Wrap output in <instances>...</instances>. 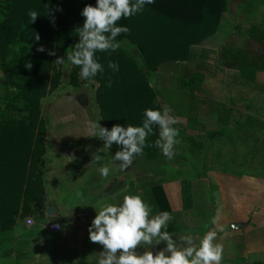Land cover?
Instances as JSON below:
<instances>
[{
	"label": "trees",
	"instance_id": "trees-1",
	"mask_svg": "<svg viewBox=\"0 0 264 264\" xmlns=\"http://www.w3.org/2000/svg\"><path fill=\"white\" fill-rule=\"evenodd\" d=\"M87 4L95 6L96 0H0V71L3 74L0 86L4 91L0 109V247L5 241L21 243L20 238L10 236L18 216L44 213L42 168L45 165L46 120L41 116V101L47 93L61 86L62 66L54 61L57 57H66V52L74 49L79 40L76 29L83 25L85 18L81 12ZM227 7L228 0H155L142 12L117 22L118 26H126L130 31L117 37L118 50L96 53V59L104 66L102 73L82 79L80 68L71 65L68 84L72 87L85 86L89 82L94 85L98 114L108 129L115 124L142 126L146 109L164 111L167 106L181 117L187 111L186 107L181 109V103L186 105L194 98L204 75L193 72L181 81L178 90L166 87L155 90L148 76L164 64L187 61L192 46L217 32ZM32 11L38 13L34 22L29 17ZM246 33L247 38L240 46L229 38L218 48L220 66L264 69V25L252 24ZM40 46L45 51H38ZM49 51L55 55H49ZM109 61L117 64L119 71L110 69ZM28 64L31 67H27ZM110 79L112 86L108 87ZM174 127L179 129L180 143L175 146L172 159L166 158L155 146H146L144 154L136 156L124 173L152 171L159 176L166 166L185 161L191 164L198 177L206 174L209 147L225 136V132L210 129L190 134L178 121ZM153 131L147 139L149 145H154L159 138L158 126H153ZM119 149V145L113 144L108 152L114 156ZM145 178H139V183L144 179L141 186L130 181L116 204L122 203L125 195L134 194L154 206L153 215L168 211L173 220L167 230L174 238L181 227L179 221L191 212L201 189L197 182H177L178 209L174 212L170 190L159 181ZM203 200L198 207L201 210L206 207ZM86 247L91 251H103L97 243L90 242Z\"/></svg>",
	"mask_w": 264,
	"mask_h": 264
},
{
	"label": "rangeland",
	"instance_id": "rangeland-1",
	"mask_svg": "<svg viewBox=\"0 0 264 264\" xmlns=\"http://www.w3.org/2000/svg\"><path fill=\"white\" fill-rule=\"evenodd\" d=\"M228 25L232 26L228 21L225 29L224 26L220 29V32H222L221 35L212 36L205 39L200 44L192 46L190 51L191 55H189L187 61L170 62L159 67L156 72H151L148 76V80L153 88L155 90L161 87L178 88L182 80L190 77L192 72L199 70L211 80L205 83L206 89L203 90V95H207L208 99L214 100V96L211 97L212 88L214 87L213 79L216 76L214 71L216 69L217 71H221L216 60L215 51L220 43L219 36L224 39V42H222L219 47L229 39L227 35ZM233 28L235 30V35H233L234 33L231 34L232 39H234L233 36L240 38L244 35L245 27L241 24ZM202 54L204 55L203 58ZM70 66V63L67 67L62 66L63 74L61 77V87L55 92L47 93L41 101V116L46 120V126H58L60 122L61 125L59 126H64L63 123L66 124L65 126H68V124L72 126H88L90 122L97 120V122L103 126L95 103L94 85L87 82V85L81 87L70 86L68 84ZM243 68L239 70L244 71ZM0 73L2 72L0 71ZM221 76L219 75V77ZM216 86L218 87L217 95L221 94L225 99H219L218 101L221 102V104L228 105V96L224 93L223 85L215 84V89ZM186 93L188 94V90H186ZM3 96L4 91L0 86V109L3 106L1 102ZM199 101L201 103L197 100H193L191 101V105L203 120L201 121L199 118L200 122L198 125L204 126V117L208 116L206 114L209 112H214L219 107V102L217 104L207 100L204 102L205 97H203L202 101ZM216 106L218 107L216 108ZM184 107L187 108L186 105L181 103V109ZM165 110H168L167 107H165ZM177 121L180 123V120ZM89 144V148L88 146H83L79 149H74L76 156L75 159H71L72 164V161H74V165L72 166L74 170L68 172V174L67 170H64V168L61 170V164H59L57 160L53 158L52 153H50L45 166H43L45 178L43 182L45 180V201H47V208L45 207L43 215L35 213L28 216L17 217L16 225L10 233V236L20 238L21 243L17 245L11 241H5L0 247V264H58L62 260L59 258L53 260L50 258L51 255H45V253L51 251L74 250L76 248H82L86 252H92L86 245L91 242L88 229L97 211L101 210L105 204H116L121 196L120 194L128 189L130 181H133L137 186L143 185L144 179H141L142 181L140 180L139 183V178L141 177H146L145 179L149 178V180L152 181H159L163 185L172 186L169 188L170 192H168L170 195H173L170 199V204L174 212L178 209L177 192H175V184L177 182L187 180L194 184L193 181H196L198 184L197 186L200 187L201 192L198 197L195 196L196 199L194 200L195 205L193 209L187 216L184 215L181 218L182 220L179 221L181 227L174 237V240L180 242V236L192 235L194 237L200 235L199 232L202 226L205 228L211 219H213V212L209 210V206L214 207L216 205L217 207L219 203L217 202L216 194L219 191L220 193L222 191L224 192L223 183L219 181L220 178H218L217 175L221 174L220 171H217L220 165L215 161L214 154L215 150L218 148L224 149L223 144H212V147H209L206 162L209 168L206 169V174L198 178L196 173L192 170L191 165L183 161L166 166L159 176L153 174L152 171H146L141 174L135 172L127 174L125 172V174L124 171L120 170L119 162L114 161L113 156L110 153L106 154L105 150L99 153L103 157L100 163H91L92 154L101 149L103 145L101 140L97 137H93ZM49 148L52 150L50 142ZM103 165H107L110 169L109 175L104 178L98 171V168ZM80 166L87 168L82 178H78L76 182L74 171L76 172ZM226 169L225 167L222 170L226 171ZM95 171L99 174L95 173ZM255 171L258 173L260 172L259 170ZM79 172L80 171H77L76 174L79 175ZM207 173L209 175L208 177ZM79 176H81V174ZM213 181L216 182L215 185H213ZM98 186H100L99 189H97ZM78 192L82 193V196H78ZM201 194L204 195V200ZM225 197L227 198V196ZM226 198L225 202L220 203L223 207L225 206ZM202 200L205 202V205H207L203 210L198 208ZM254 209H258V206ZM244 220L245 219H243V221ZM49 224H53L54 227L52 228H58V231H56V233L48 231L47 225ZM196 225H198L197 228H191V226L193 227ZM227 230L230 231L228 226ZM177 244L179 245L180 243ZM19 247H24L21 252L16 251ZM164 247H166V244L161 242L159 245L153 246L152 248L150 246H145L141 249L159 251Z\"/></svg>",
	"mask_w": 264,
	"mask_h": 264
},
{
	"label": "crops",
	"instance_id": "crops-1",
	"mask_svg": "<svg viewBox=\"0 0 264 264\" xmlns=\"http://www.w3.org/2000/svg\"><path fill=\"white\" fill-rule=\"evenodd\" d=\"M228 21L232 25H228V38H231L233 33L235 35L234 26L241 24L245 27L243 36L240 38L233 36L235 44L240 46L247 38L246 29L250 25H264V0H228L227 11L223 14L219 28L213 37L222 34L220 29L223 26L225 29ZM219 38L220 43L216 47L215 56L220 66L217 50L219 45L224 42V39L220 36ZM203 57L204 55L202 54ZM240 68H243L244 71H240ZM220 69L221 71H217V69L214 71L216 76L213 79L214 87L211 92V97L214 96V100H210L207 95H203V90L206 89L205 83L211 80L197 70L194 72L202 73L204 78L198 90L194 92V98L187 102V111L179 117L175 111L168 110L171 116L180 120V125L187 133H205L210 129L225 132V136H221L212 143L213 145L223 144L224 147V149L218 148L215 150L214 154L215 161L220 165L217 171H220L221 174L217 175L220 178L219 181L223 183L224 192L220 193L219 191L216 194L217 202L219 203L217 207L216 205H213L214 207L208 205L209 210L213 212V219L205 228L202 226L199 232L200 235L193 238L198 244L199 239L207 231L215 230L217 232L216 242L222 244L224 249L221 264H252L255 262L264 264V69L245 65H240L235 69H226L220 66ZM1 77H3L2 73H0ZM215 84L223 85L224 93L228 96V105L221 104L218 101L219 99H225L221 94L217 95L218 87L216 86L215 89ZM179 88L169 89L178 90ZM203 97H205L204 102L206 100L216 104L219 102V107L216 106L218 108L214 112L206 114L208 116L204 117V126H199L200 119L201 121L203 120L194 110L195 108L191 105V101L197 100L201 103L199 100L202 101ZM223 110L225 111L223 112ZM63 124L64 126H59L61 125L60 122L58 126H46L43 158L46 164L50 153H52L53 158L61 164V170L64 168L68 174V172L74 170L72 167L74 161H72L73 164L71 163V159H75L76 156L74 149H79L83 146H88L89 148V143L93 137H89L91 131L89 126H72L70 124L65 126L66 124ZM49 142L52 150L49 148ZM105 153L108 154V150H105ZM225 167L227 168L226 171L222 170ZM86 168L80 166L76 172L74 171L76 182L78 178H82ZM255 170L260 172L258 173ZM77 171H80L79 175L81 174V176L76 174ZM42 174L43 179H45L44 168H42ZM212 183L213 185L216 184L215 181ZM43 185L45 189V180ZM164 186L166 190L172 187ZM225 198L226 203L223 207L220 203L225 202ZM46 203L47 201H45V207ZM256 206H258V209H254ZM243 219L245 220L243 221ZM213 220L216 223L213 224ZM236 222L244 225L239 229L233 230L231 224ZM197 226H191V228H197ZM227 226L230 231L227 230ZM100 252H86L82 248H76L74 250L51 251L45 253V255H51L50 258L53 260L57 258L62 260L58 264H97Z\"/></svg>",
	"mask_w": 264,
	"mask_h": 264
},
{
	"label": "clouds",
	"instance_id": "clouds-1",
	"mask_svg": "<svg viewBox=\"0 0 264 264\" xmlns=\"http://www.w3.org/2000/svg\"><path fill=\"white\" fill-rule=\"evenodd\" d=\"M153 3L155 0H96L95 6L85 5L81 12L85 18L83 25L76 29L78 42L72 51L66 52V57H57L54 63L64 67L70 63L80 68L82 79L94 78L104 71V66L96 59V53L118 50L120 43L117 37L130 31L126 26H118L117 22L142 12L146 5ZM37 16V12H30V21L34 22ZM37 50L45 51L43 46ZM49 55L55 53L49 51ZM26 66L31 67L30 64ZM108 67L114 72L119 71L118 65L112 61L108 62ZM107 86H112L111 79ZM97 121L89 123V137L102 140L103 147L92 154L91 163H100L103 157L99 153L109 151L116 144L120 149L115 152L113 160L119 162L121 171L130 167L136 156L143 155L146 146H155L166 158L172 159L175 146L180 143L179 129L174 127L177 119L167 110L146 109L142 126L115 124L108 129ZM153 126H158L159 138L154 145H149L147 139L154 134ZM98 171L101 176L107 177L110 169L103 165ZM77 195L82 196V193L78 192ZM153 207L142 196L129 194L123 197L122 203L105 204L97 211L88 229L90 241L103 247L97 264H221L224 249L222 244L216 242L215 230L207 231L198 244L192 235L181 236L178 245L167 230L173 216L168 211L153 215ZM161 242L166 247L155 253L147 249L138 251Z\"/></svg>",
	"mask_w": 264,
	"mask_h": 264
},
{
	"label": "water",
	"instance_id": "water-1",
	"mask_svg": "<svg viewBox=\"0 0 264 264\" xmlns=\"http://www.w3.org/2000/svg\"><path fill=\"white\" fill-rule=\"evenodd\" d=\"M243 225H244L243 223L236 222V223H232V224H231V228H232L233 230H236V229L241 228Z\"/></svg>",
	"mask_w": 264,
	"mask_h": 264
},
{
	"label": "built area",
	"instance_id": "built-area-1",
	"mask_svg": "<svg viewBox=\"0 0 264 264\" xmlns=\"http://www.w3.org/2000/svg\"><path fill=\"white\" fill-rule=\"evenodd\" d=\"M52 227H54V225L53 224H49V225H47V230L48 231H50L51 233H56V231H58V228H52ZM57 227V226H56Z\"/></svg>",
	"mask_w": 264,
	"mask_h": 264
}]
</instances>
